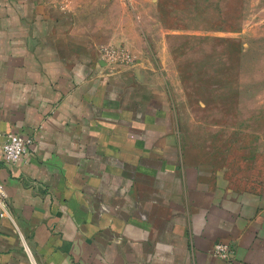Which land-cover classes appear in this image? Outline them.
Returning <instances> with one entry per match:
<instances>
[{"label": "crops", "instance_id": "0c3cea01", "mask_svg": "<svg viewBox=\"0 0 264 264\" xmlns=\"http://www.w3.org/2000/svg\"><path fill=\"white\" fill-rule=\"evenodd\" d=\"M85 2L0 0V264H31L24 244L36 264H225L216 243L264 264V193L186 156L142 65L105 63L78 25ZM9 133L32 140L16 164Z\"/></svg>", "mask_w": 264, "mask_h": 264}, {"label": "rangeland", "instance_id": "374dc122", "mask_svg": "<svg viewBox=\"0 0 264 264\" xmlns=\"http://www.w3.org/2000/svg\"><path fill=\"white\" fill-rule=\"evenodd\" d=\"M78 22L142 65L203 173L264 193V0H86Z\"/></svg>", "mask_w": 264, "mask_h": 264}, {"label": "built area", "instance_id": "2783aa9c", "mask_svg": "<svg viewBox=\"0 0 264 264\" xmlns=\"http://www.w3.org/2000/svg\"><path fill=\"white\" fill-rule=\"evenodd\" d=\"M102 60L111 66H134L133 56L122 48L103 47L100 49ZM32 142L31 139H24L18 134L9 133L3 136L1 145V153L4 161L8 164H16L27 152V146ZM7 195L3 185L0 183V215H7ZM26 244L23 249L31 260V264H36L32 260V254L29 247L26 249ZM30 254V255H29ZM212 255L223 261L225 264H237L235 258V246L233 243H216L214 245Z\"/></svg>", "mask_w": 264, "mask_h": 264}]
</instances>
